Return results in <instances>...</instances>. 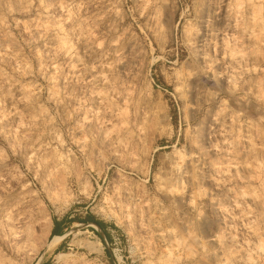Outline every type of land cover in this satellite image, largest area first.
I'll return each mask as SVG.
<instances>
[{"label": "rangeland", "instance_id": "374dc122", "mask_svg": "<svg viewBox=\"0 0 264 264\" xmlns=\"http://www.w3.org/2000/svg\"><path fill=\"white\" fill-rule=\"evenodd\" d=\"M0 264H264V0H0Z\"/></svg>", "mask_w": 264, "mask_h": 264}, {"label": "trees", "instance_id": "16d2710c", "mask_svg": "<svg viewBox=\"0 0 264 264\" xmlns=\"http://www.w3.org/2000/svg\"><path fill=\"white\" fill-rule=\"evenodd\" d=\"M66 222H67L66 216L63 217L61 220L54 219V220H53L52 234H53V235H59V234H61V233H62V231H61V227H62V226H61V225H63V224L66 223ZM68 222H70V221H68ZM94 222H95L98 226H100L101 228L104 227L103 224H101L100 222H98V221H96V220H94Z\"/></svg>", "mask_w": 264, "mask_h": 264}, {"label": "bare ground", "instance_id": "6f19581e", "mask_svg": "<svg viewBox=\"0 0 264 264\" xmlns=\"http://www.w3.org/2000/svg\"><path fill=\"white\" fill-rule=\"evenodd\" d=\"M56 238H58L59 236H55ZM58 247V246H57ZM55 250V249H54Z\"/></svg>", "mask_w": 264, "mask_h": 264}]
</instances>
